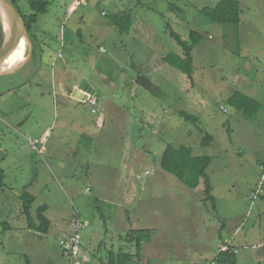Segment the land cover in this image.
<instances>
[{
  "label": "rangeland",
  "instance_id": "obj_1",
  "mask_svg": "<svg viewBox=\"0 0 264 264\" xmlns=\"http://www.w3.org/2000/svg\"><path fill=\"white\" fill-rule=\"evenodd\" d=\"M47 1L32 52L26 44L30 59L0 75V264H67L59 228L70 229L76 213L86 224L85 264L135 252L126 236L138 229L153 232L140 264H211L222 242L236 247L237 264H264V0H239V26L202 13L220 0ZM20 8L32 13L27 2ZM171 31L189 42L192 32L200 35L192 80L169 65L145 71L147 61L183 54ZM84 80L97 90L90 120L89 103L72 97ZM235 92L263 108L246 118L228 102ZM89 123L99 136L84 133ZM207 134L213 141L204 147ZM29 138L63 153L40 155ZM168 146L212 157L210 194L191 173L183 183L162 170ZM24 190L36 199L33 216L48 207L47 234L28 228Z\"/></svg>",
  "mask_w": 264,
  "mask_h": 264
},
{
  "label": "trees",
  "instance_id": "obj_2",
  "mask_svg": "<svg viewBox=\"0 0 264 264\" xmlns=\"http://www.w3.org/2000/svg\"><path fill=\"white\" fill-rule=\"evenodd\" d=\"M16 5L20 8V4L27 2L30 5L32 13L24 15L25 21L29 30L30 35L33 32L34 26L38 23L39 18L48 13L49 2L47 0H14ZM241 5L239 0H220L215 7L206 8L202 10L211 22L219 24H231L240 25L241 16ZM21 10V8H20ZM128 16L124 15L123 17ZM123 17H120L123 18ZM120 21V20H119ZM115 19V22H119ZM123 28V27H122ZM2 24L0 21V40L2 41ZM171 37L178 43L182 48L183 56L170 53L165 56L164 61L169 66L179 70L183 74L187 75L189 79H193L194 72V59L193 49L197 46L200 35L197 32H192L190 42L183 40L180 35L171 31ZM34 53V51H33ZM230 105H233L239 110L246 118H252L256 113L261 111L263 105L259 101L250 97L242 92H236L228 99ZM185 120L189 122L198 123V118L190 116L185 112H180ZM213 141V137L207 134L204 137L203 146L208 147ZM212 163V157L205 156H194L191 147L187 146H168L163 153L161 158L160 166L165 172L175 176L179 181H186L187 174L190 177L198 179V185L203 184L204 191L208 194L211 193L212 187L209 183L207 170ZM186 178V179H185ZM4 181L3 171L0 169V184ZM194 185V184H193ZM211 198V199H210ZM22 203V213L26 217L28 222V228L32 231L47 234L52 225L51 220L47 217L48 211L47 206H41L37 209L36 214L33 216L31 213L32 205L35 202V197L24 190L20 195ZM208 200H212L209 197ZM152 231L150 229L132 230L126 236V242L129 244H135L134 252H123L112 253L109 257L108 263L106 264H140L143 263L142 244L144 242H150L152 240ZM216 264H237V256L232 252L219 253L215 259Z\"/></svg>",
  "mask_w": 264,
  "mask_h": 264
},
{
  "label": "built area",
  "instance_id": "obj_3",
  "mask_svg": "<svg viewBox=\"0 0 264 264\" xmlns=\"http://www.w3.org/2000/svg\"><path fill=\"white\" fill-rule=\"evenodd\" d=\"M81 4L83 6H87L85 1H82ZM105 15V13H103ZM86 100L91 106L92 114L97 113V105L98 99L97 97L89 92H85ZM223 109V108H222ZM225 110V109H223ZM30 147L33 151H37L40 155H43L45 151V146L40 142L39 139H29ZM263 189L260 186L254 193L251 195V200H256L260 194H262ZM76 218L72 222L71 228L69 232L66 233L59 239V246L62 249L63 254L67 257L68 263L67 264H85L82 260V237L80 231L82 228L85 227V223L79 218V215L76 213L74 215ZM230 248L228 245H221L219 252L220 253H227L229 252ZM236 253V251H235Z\"/></svg>",
  "mask_w": 264,
  "mask_h": 264
},
{
  "label": "crops",
  "instance_id": "obj_4",
  "mask_svg": "<svg viewBox=\"0 0 264 264\" xmlns=\"http://www.w3.org/2000/svg\"><path fill=\"white\" fill-rule=\"evenodd\" d=\"M105 3L106 4H108V2L107 1H105ZM79 34L80 35H82V32H81V30H79ZM166 55H168V54H166ZM165 55V56H166ZM165 56L164 57H159V58H157L156 56V58H154L155 59V62H148L147 61V63H146V65H150L151 66V69H153L154 68V70L155 71H157V72H159V71H162L163 70V68H167V66H168V64H166L165 63V61H164V58H165ZM180 56H183V54L182 55H180ZM30 59V57L28 58V60ZM27 60V61H28ZM26 61V62H27ZM25 63V62H24ZM24 63H22L18 68H16V69H14L13 71H11V72H8V74H10V73H13V72H16L18 69H20L21 68V66L24 64ZM149 65L145 68L146 70L145 71H147V70H149L150 71V69H149ZM142 71H144V69H142L141 70V72ZM7 73H5V74H2V75H8ZM139 77V76H138ZM85 81V80H84ZM58 82H60V81H57V80H52V87L53 88H56V86L58 87ZM61 83V88H62V86H63V83L62 82H60ZM55 84H57V85H55ZM79 85H80V82H78L77 84H74L73 85V88H72V97L74 98V99H76V100H78V101H80V102H87V100H86V95H85V92L82 90L81 92H76V90H77V88L79 87ZM85 85L87 86V92H89V93H92V94H95L96 93V88L92 85V84H87L86 83V81H85ZM85 86V87H86ZM236 93V92H235ZM234 93V94H235ZM62 97L63 98H66V95L64 94V95H62ZM257 100V99H256ZM258 101V100H257ZM91 114H92V112H91ZM90 119H94V116H93V114L91 115V117L89 118V120ZM25 121H26V119L25 120H21L20 121V123H18L19 124V126H21V129L24 127V124H25ZM96 125H98L97 123H96ZM105 125V122L103 121V123L101 124V127H103ZM81 129L84 131V133L85 132H87V133H91V135L92 136H95V137H97V136H99L100 135V131H99V129H95L94 130V128H93V126L89 123L87 126H81ZM30 139V138H29ZM29 141V140H28ZM44 146H45V151H44V153H43V155H45V154H47L48 152H50V154H51V156H50V158H53V159H59L60 157H58V155H60L61 153H63V152H61V150H59V149H56V150H54V151H49V149H48V147H46V145L44 144ZM158 149H159V146H158ZM80 150V149H79ZM165 150H166V148H165ZM164 150V151H165ZM161 150H158V152L157 153H159ZM164 153V152H163ZM162 156H163V154H162ZM162 156H161V158H162ZM89 165H91V164H89ZM181 182V181H180ZM28 224V223H27ZM169 230H171V228H168ZM59 230L62 232V235L64 236L66 233H68L69 232V228L68 229H63V228H59ZM140 230V229H139ZM132 231V230H131ZM183 231H185V227H184V229H183ZM128 235V234H127ZM167 235H169V233L167 234ZM171 235V234H170ZM62 237V236H61ZM60 237V238H61ZM151 242V241H150ZM150 242H148V243H150ZM144 243H147V242H144ZM221 245H228L229 246V248H230V250H229V252H232L233 254H236V256H237V254H238V250L236 249V247H234L231 243H229V242H222V243H220V244H218V246H217V253H216V256H215V258H214V260L211 262V264H216L215 263V259L217 258V256H218V254L220 253L219 252V249H220V246ZM262 254H264V245L262 246ZM235 251H236V253H235ZM142 252H143V247H142ZM142 252H141V254H142ZM135 253V252H134ZM112 253H110L109 254V257H110V255H111ZM146 254V253H145ZM142 256H143V259H144V261L146 262V257H145V255L144 254H142ZM109 257H108V260H109ZM68 263V262H67ZM105 262H103V263H101V264H104ZM191 263V262H190ZM194 264H198V263H194Z\"/></svg>",
  "mask_w": 264,
  "mask_h": 264
},
{
  "label": "water",
  "instance_id": "obj_5",
  "mask_svg": "<svg viewBox=\"0 0 264 264\" xmlns=\"http://www.w3.org/2000/svg\"><path fill=\"white\" fill-rule=\"evenodd\" d=\"M6 12L8 13V21L11 26V36L4 43L0 49V67H2L6 61L9 59L11 54L20 46V43L25 39L31 45L30 52H32V41L30 38V33L25 21V17L16 5L14 0H0ZM0 21L3 26V19L0 13ZM85 81H82L77 88L76 92H87V86L85 87Z\"/></svg>",
  "mask_w": 264,
  "mask_h": 264
},
{
  "label": "bare ground",
  "instance_id": "obj_6",
  "mask_svg": "<svg viewBox=\"0 0 264 264\" xmlns=\"http://www.w3.org/2000/svg\"><path fill=\"white\" fill-rule=\"evenodd\" d=\"M0 13L3 19V36L5 38L3 42L4 44L6 41H8V39L11 36V26L8 21V13L3 7L1 1H0ZM27 42L28 41L24 39L22 43H20V46L11 54V56L6 61V63L2 67H0V75L13 71L27 60V47H26Z\"/></svg>",
  "mask_w": 264,
  "mask_h": 264
}]
</instances>
